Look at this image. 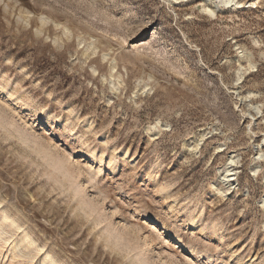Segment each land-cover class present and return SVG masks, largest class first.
<instances>
[{"label": "rangeland", "instance_id": "374dc122", "mask_svg": "<svg viewBox=\"0 0 264 264\" xmlns=\"http://www.w3.org/2000/svg\"><path fill=\"white\" fill-rule=\"evenodd\" d=\"M238 1L0 0V264H264V0Z\"/></svg>", "mask_w": 264, "mask_h": 264}, {"label": "bare ground", "instance_id": "6f19581e", "mask_svg": "<svg viewBox=\"0 0 264 264\" xmlns=\"http://www.w3.org/2000/svg\"><path fill=\"white\" fill-rule=\"evenodd\" d=\"M208 1V0H207ZM224 4L227 3V2H234V5L236 6H240L241 5V2L238 1V0H221ZM231 163H233V160L231 159L229 164L227 165L226 169H225V172L223 174V180H226V182H229L230 180L232 181V177H234V173H233V169L231 168ZM262 204L264 206V198L262 199Z\"/></svg>", "mask_w": 264, "mask_h": 264}]
</instances>
